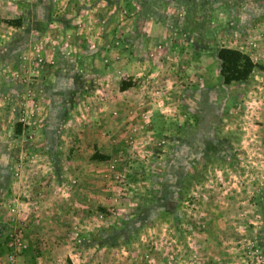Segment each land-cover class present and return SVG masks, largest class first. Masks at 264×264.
I'll return each instance as SVG.
<instances>
[{
	"label": "rangeland",
	"instance_id": "1",
	"mask_svg": "<svg viewBox=\"0 0 264 264\" xmlns=\"http://www.w3.org/2000/svg\"><path fill=\"white\" fill-rule=\"evenodd\" d=\"M131 1L115 12L131 15ZM173 1L183 19L169 24L168 44L155 42L148 50L159 67L127 75L118 66L89 74L84 59L74 64L70 39L48 27L63 14L59 0H0V264H17L19 257L34 264L28 256L35 247L24 233L44 197L37 187L28 194L31 160L51 171L47 185L63 194L71 218H84L72 234L105 247L112 264H264V104H255L264 100V81L224 85L213 56L231 45L262 59L264 0ZM11 19L21 26L9 25ZM87 43L88 51L101 55L110 47L100 38ZM130 46L113 39L119 51L103 63L125 58ZM63 59L70 60L64 71ZM62 76H87L76 90L70 87L66 101L59 99ZM113 77L134 85L136 101L125 117L114 110L111 128L101 114ZM66 126L100 130L119 144L100 171L110 203L92 201L93 213L82 212L79 202L68 205L65 194L77 183L62 178L61 162L72 154L60 149ZM116 128L119 133L110 134ZM18 229L27 247L10 262L8 233ZM68 264L87 260L75 257Z\"/></svg>",
	"mask_w": 264,
	"mask_h": 264
},
{
	"label": "crops",
	"instance_id": "2",
	"mask_svg": "<svg viewBox=\"0 0 264 264\" xmlns=\"http://www.w3.org/2000/svg\"><path fill=\"white\" fill-rule=\"evenodd\" d=\"M124 1L59 0L60 3L57 4L63 10V14H60L54 20L51 19L52 23H49L48 27L52 29L50 31L55 33L56 36L70 39V46L76 51L78 57L77 62L73 61L74 64L80 61L84 62L85 60L89 68V74L93 71V68L100 69L101 73H107L113 69V66H118L127 75H137L139 73L151 74L150 72L157 69L159 65L148 56L149 48L155 42H165L168 44L170 41L169 24L174 23L177 19H183V17L178 16L180 14L176 12L173 0H167L163 5H157L154 3L155 1L152 2L151 0H132L130 5L133 7L132 14H129L130 16H122L120 13L115 12V7L123 5ZM60 12L61 10L57 11V13ZM96 38L106 40L110 44L109 48L102 50V55L93 50H87L88 40H96ZM116 38H123L129 46L131 45V51H124L125 58L122 56V59L119 61L103 63L104 61L106 62V57H110L112 60L113 55L116 54L118 49L113 47V39ZM224 46L239 49L231 45ZM242 51L247 53L254 61L250 52L246 50ZM260 51L262 59L258 62L254 61V69L249 77L250 81L258 80V78L264 81V48H261ZM68 61L70 60H62L60 65L61 70L64 71L69 67ZM85 79H87V76H82L79 79L72 78L70 80L62 76L63 81L59 83V91L62 93H59V99L62 97L66 101V98L71 95L70 87L76 90L83 85ZM120 83L121 79L115 80V77H113V80L110 82L113 85L112 89L109 92L106 91L104 96V100H107L104 110L106 112L101 115L111 128L113 126L112 113L114 110L118 109L121 111L120 117H125L128 104L136 101L135 96L132 94L134 85L122 90L120 89ZM258 98L259 96L256 97V99ZM257 103L263 105L264 100L261 98V101L255 102L256 105ZM262 110L261 117L264 119V108ZM53 111H55L54 108ZM60 111H62L61 108ZM258 115L260 116V114ZM261 127V132L264 133V122L261 124ZM67 128L68 126L65 127V130ZM65 130L64 135L60 136L62 139L59 142L61 143L60 149L65 150L68 147V152L70 150L72 154L68 158H64L65 162H61L64 166L62 178L65 176L67 178H74L77 183L75 189H71L65 194L68 198V205L73 204L75 206V203L79 202L78 205H82V212L86 214L89 212L93 213L95 205L92 206V201L95 202L97 200L108 205L110 203L109 191L111 189L110 187H104L100 175L101 166L105 159H93L92 155L97 153L107 158L110 154V149L118 148L119 144L114 143V140H111L112 138L110 139L109 136L105 137L100 130L85 129L80 132L78 128L74 127L70 131ZM68 133L69 138L67 137L68 139H66ZM111 133H119V130L116 128ZM26 164L32 166L29 174V184L32 186L28 194L32 195L31 189L37 187L44 197L42 206L36 208L38 212L34 211V213H37L36 217L38 218L36 220L33 219L25 227V240L29 246L35 247L32 254L28 256L32 257L31 262L34 264H54L55 262H58L57 264H68L70 259L80 257L81 261L87 260V264H112L106 252H103L105 247L98 248V244H95L93 241L85 239L83 236L80 239V237H75L72 234L76 233L75 231L72 232V229L84 226V218L80 220L81 222H79V218L73 220L71 218L73 208L63 205V194L60 195L57 190H52L47 185L49 183L47 179L51 178V171L43 164H39L37 160L27 161ZM37 166H42V169H37ZM34 171L37 172V176L33 175ZM67 198L65 197V199ZM81 198L85 200L79 201ZM89 224L91 225L90 222ZM68 230L70 237L66 238L65 233ZM1 244L3 243L0 240V246ZM220 254L218 255L224 260L225 256H221ZM23 259V257H19L17 264H25ZM27 259L29 260V258ZM131 262L130 259L114 260V264H130Z\"/></svg>",
	"mask_w": 264,
	"mask_h": 264
},
{
	"label": "trees",
	"instance_id": "3",
	"mask_svg": "<svg viewBox=\"0 0 264 264\" xmlns=\"http://www.w3.org/2000/svg\"><path fill=\"white\" fill-rule=\"evenodd\" d=\"M14 27L21 26L20 19H11L6 21ZM213 56L218 63V74L224 85L236 82H245L251 76L254 69V61L245 52L240 49L220 46L213 52ZM133 85L130 81L122 80L120 89L124 90ZM93 159H106L105 156L94 153Z\"/></svg>",
	"mask_w": 264,
	"mask_h": 264
},
{
	"label": "built area",
	"instance_id": "4",
	"mask_svg": "<svg viewBox=\"0 0 264 264\" xmlns=\"http://www.w3.org/2000/svg\"><path fill=\"white\" fill-rule=\"evenodd\" d=\"M0 235H1V229H0ZM22 230H12L8 233V240H7V246L10 249L9 253V261L14 262L16 260L17 254H19L21 251H24L27 247L26 243L23 240L22 236Z\"/></svg>",
	"mask_w": 264,
	"mask_h": 264
}]
</instances>
